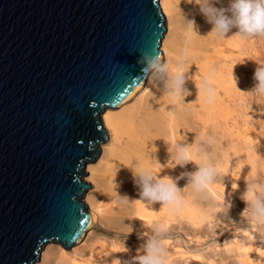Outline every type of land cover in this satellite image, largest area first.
<instances>
[{"label":"bare ground","instance_id":"6f19581e","mask_svg":"<svg viewBox=\"0 0 264 264\" xmlns=\"http://www.w3.org/2000/svg\"><path fill=\"white\" fill-rule=\"evenodd\" d=\"M227 3L220 0L216 6ZM194 4L159 0L165 31L158 54L171 73L186 50L185 87L191 95L174 98L165 84L141 76L117 103L105 107L99 118L106 138L82 167L87 173L81 179L90 185L81 196L87 222L68 245L55 239L41 243L31 264H117L118 259L135 264L158 224L167 226L164 264H264V223L241 213L239 199L249 181H264V97L244 92L255 83V68L264 67V35L242 39L232 29L218 38ZM180 9L188 19L195 18L199 35L184 22ZM177 143L192 153L193 162L183 168L175 166ZM199 145L206 151L197 152ZM201 162L212 163L217 173L206 192L193 193L185 176L178 182L179 206L138 200L132 171L175 178ZM115 178L119 194L132 201L116 196Z\"/></svg>","mask_w":264,"mask_h":264},{"label":"water","instance_id":"95a60500","mask_svg":"<svg viewBox=\"0 0 264 264\" xmlns=\"http://www.w3.org/2000/svg\"><path fill=\"white\" fill-rule=\"evenodd\" d=\"M164 31L159 0H0V264L75 241L82 167L106 138L99 114Z\"/></svg>","mask_w":264,"mask_h":264},{"label":"clouds","instance_id":"9594fccd","mask_svg":"<svg viewBox=\"0 0 264 264\" xmlns=\"http://www.w3.org/2000/svg\"><path fill=\"white\" fill-rule=\"evenodd\" d=\"M220 0H195V6L200 15L211 25L210 32L218 38H225L232 29L242 39L264 35V0H228L226 7H217ZM185 23L190 24L191 30L199 35L198 25L195 18L188 19L180 9ZM186 50L177 59L174 72H169L168 66L162 61L158 53H141L136 60L140 66V73L144 78L151 77L154 82L165 84L171 96L177 99H184L191 95V90L186 89L185 60ZM235 68V67H234ZM232 71L233 81L239 89V77ZM252 79L255 81L253 87L244 92L264 97V67H256ZM159 87L160 84L157 83ZM206 91L211 95V88L205 85ZM243 91V90H242ZM206 151L203 145L197 147V152ZM175 166L185 167L192 161V153L183 144L174 145ZM157 162L159 163L158 159ZM187 176V184L195 194L206 192L217 176L216 169L210 162H201L195 170L182 174L180 177L167 175L165 179L154 176L149 170L138 169L133 173L132 179L139 189V199L142 203L161 202L164 205L179 206L182 202L178 182ZM114 191L116 196L124 202H130L127 195H120L117 191L120 187L116 182ZM240 201L244 204L241 213H245L250 220L264 223V181H249L247 186L240 192ZM232 205L228 203L227 213L231 217ZM234 220V219H233ZM133 228L130 227L128 236H131ZM167 232L166 225H155L153 232L149 234L146 242L143 243V252L136 258L135 264H164L167 250L163 245V237ZM126 252L129 251L124 241ZM117 264H132L130 261L117 260Z\"/></svg>","mask_w":264,"mask_h":264}]
</instances>
